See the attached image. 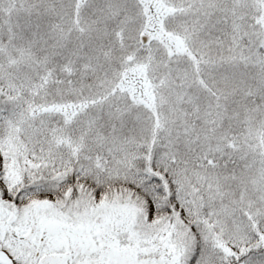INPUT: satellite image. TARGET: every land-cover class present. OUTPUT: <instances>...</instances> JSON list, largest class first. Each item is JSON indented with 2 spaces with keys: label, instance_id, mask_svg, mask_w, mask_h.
<instances>
[{
  "label": "snow or ice",
  "instance_id": "6c2138e0",
  "mask_svg": "<svg viewBox=\"0 0 264 264\" xmlns=\"http://www.w3.org/2000/svg\"><path fill=\"white\" fill-rule=\"evenodd\" d=\"M0 264H264V0H0Z\"/></svg>",
  "mask_w": 264,
  "mask_h": 264
}]
</instances>
